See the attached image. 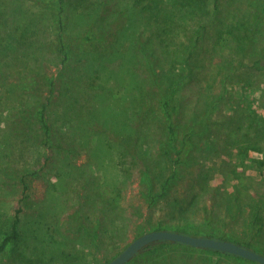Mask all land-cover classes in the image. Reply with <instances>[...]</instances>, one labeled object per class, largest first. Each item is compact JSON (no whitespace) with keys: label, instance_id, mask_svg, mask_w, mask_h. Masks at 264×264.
<instances>
[{"label":"rangeland","instance_id":"374dc122","mask_svg":"<svg viewBox=\"0 0 264 264\" xmlns=\"http://www.w3.org/2000/svg\"><path fill=\"white\" fill-rule=\"evenodd\" d=\"M18 2L27 13L35 9L34 0ZM122 3L130 14L141 6ZM164 4L160 13L173 12L175 5ZM219 6L190 10L205 14L204 26L176 6L177 17L156 24L147 43L150 65L138 49L130 56L129 32L119 34L112 54L100 49L96 58L93 46L74 49L81 51L67 68L78 77L70 89L54 27L38 21L26 31L36 38L28 57L0 64V244L17 217L0 264H105L145 231H194L196 220L264 251V13L250 32L248 0ZM75 7L82 5L69 0L68 8ZM225 10L233 15L227 43L215 47ZM240 38L251 45L242 50ZM5 41L3 62L13 47ZM28 65L43 74L34 90ZM164 100L179 110L169 114ZM210 104L205 124L193 131ZM93 109L105 119L101 126L85 122ZM158 244L124 264H257L175 241Z\"/></svg>","mask_w":264,"mask_h":264},{"label":"trees","instance_id":"16d2710c","mask_svg":"<svg viewBox=\"0 0 264 264\" xmlns=\"http://www.w3.org/2000/svg\"><path fill=\"white\" fill-rule=\"evenodd\" d=\"M7 1H10V3L7 4ZM34 1H35L34 2L35 9L27 13L24 11L25 10L24 5L20 4L18 0H0V40L2 41V48L4 49L3 43L5 40H7L5 41L6 43L8 44L10 43V45L13 44L10 54L8 53L9 58L5 59L4 62L0 59L1 61L0 64L2 66H7V64H10L11 61L16 60L17 58H20L21 61L24 62V58L28 57L27 51H29L30 49H34L35 41H36V38L34 39V36L32 39H30L29 37L25 36V33L26 31L37 25L38 21H40L45 26L48 25L54 27L53 31H55L57 38L56 41L58 43L57 51L58 54L61 56L60 59L62 63L61 68L66 73H68L67 68L70 67L69 69H73L74 67V63H72L74 62L73 58L76 59V57L78 56L76 55V53L77 51L82 50L81 47L87 48L89 46H93L96 49H98L99 53L98 55H95L96 58H98L97 56L99 57L102 56L103 52L101 50H104L106 53L110 52L112 54V52L117 49L115 43L119 38V34L123 31L126 34L127 32L131 34L132 44L130 45L131 47L130 49L132 53L130 54V56H134L135 53L134 50L138 49L142 52V56L144 57L145 61H147L148 65H150L153 64V60L151 57V53L153 54V52L150 50L152 46L147 45V43L148 41L151 40L152 37H154V34L157 30L156 24H158L159 22H165L169 24L171 20L174 19V17L175 18L177 17V14L174 13L175 12L174 9L176 8V6L183 9V10L181 9L178 10L180 14L183 16V18L188 15L187 21L189 18H192L197 26L205 25L206 16L201 12H196L194 15H189L191 9L198 8L199 9L198 11H200L211 6V9L217 12L221 8L219 6L220 0H175V1L139 0L141 6H139V9L132 10V13L130 14L131 11L129 10L128 6H125L122 3V0H78V5H82V7H79L80 9L78 11L75 10L76 7L71 10L68 8L69 0H34ZM167 1H170V4L175 5L173 12H169V10L165 8L164 13L163 12L160 13V11L162 10L161 7L164 6L165 5L164 3ZM263 3L264 2L261 0H248L247 18L245 19V24L247 25V29L250 30V32H252L255 27H258L257 25L260 23V20H262L261 18H263V13H264ZM9 7L11 10L7 11L6 8ZM18 13L22 14V18L16 16ZM232 17L233 15H231L230 11L225 10L224 16H221L219 18L215 26L216 31H218L219 33L216 35V39H214L213 46L215 45L216 47L218 45L219 46L226 45L227 39L223 34L224 32L227 31L228 26L230 25V20H232ZM71 19L72 21L76 22L77 24L76 28L71 26L72 23L70 22ZM13 22H17V23L11 29L10 24H13ZM130 23L136 24V26H134L136 28L135 31L134 30L129 31L130 27L128 25ZM65 31H67L68 34H64ZM23 40L26 41L24 44H21ZM240 40L241 42H244L245 39L240 38ZM241 42H239V44ZM250 45H251V41L246 40V42H244L243 45L241 46L242 50H245V48ZM76 48H79L81 50L75 51L74 49ZM259 54H260L259 58L261 57V59H264V45L260 48ZM256 62H258V59L255 60V63ZM185 64L189 65V63L186 61ZM252 65L254 66L253 63ZM113 67L115 66L113 65ZM261 67L264 68V65H262ZM27 69L28 72L31 74V80L35 83V85L32 87V90H34L36 85L37 84L39 85L40 78L43 76V74H40L38 71L34 70L32 67H30V65L27 66ZM70 74L73 75L71 72ZM167 74L169 76L174 75L173 73L170 74L169 72ZM71 75H69L68 73V76L66 78V87L68 89H70L69 81L74 79L71 82V86L74 85L72 83L78 81L77 76L73 78ZM50 83H53L52 79H50ZM146 96L147 95H145L144 97ZM97 99L98 98H96V100ZM49 100H50V96L46 98V101L44 103L47 104ZM64 102L70 103V99L65 98ZM46 104H44V106ZM212 105L213 104H210L209 108L206 105V108L201 118L198 120V123L196 124L197 126H194L193 131L200 130V128L205 124L206 117ZM163 106H165L164 109H167L166 111H168L169 114L171 113L173 114L174 112L179 110L177 105H175V107L173 106L169 107L168 100L163 101ZM19 109L17 110L18 115L20 113H23V111ZM27 109H30V107L28 106ZM62 112L63 114L66 113L65 115H67L66 110H62ZM89 113L91 114L85 120V122H88V125L95 123L97 126H101V124L104 123L105 119L99 114L100 112H97L96 110L93 109V111H90ZM45 117L46 115L43 114L41 122L44 125L45 129L47 130L46 131L47 135L49 136V138H51L49 131L50 130L49 124L47 123ZM64 120L65 121L63 124L67 125L69 123L67 117H65ZM98 129L100 128H97L96 131H98ZM262 131H263L262 133H264V130ZM98 135H100L99 132ZM252 147L256 148L257 146L253 144ZM123 171L126 173V175H128L127 174L128 168L124 169ZM144 177L145 178L143 180L145 181V183H147V187L150 190L153 187L151 178L149 176H144ZM111 201H113V199H111ZM16 223H17V217L13 221V230L11 231V233H9L6 237L3 238L2 243L0 244V250H3L5 248L6 242L11 238V236L17 234ZM191 223L195 225L194 231L183 230L181 228H166V229H172L193 235H204V236L218 237L221 239L231 240L264 254V251L262 249L252 246L245 240H239L230 236L228 237L222 233L219 234L215 233L214 228L212 229L211 228L212 226H210L211 224H203L202 222L197 220L191 221ZM160 228H164V227H155L152 229H160ZM163 242H171V241L160 239L151 242L145 245L142 249H140L133 257L139 255L140 253H144L145 251L153 252L154 250H156V248H158V246L163 245L158 243H163ZM175 242L182 243L177 241ZM181 245L194 247L186 243ZM199 249H207L219 253H224L226 255H232L240 259L250 260L256 262L257 264H263L256 260L249 259L238 254L225 252L213 248L202 247Z\"/></svg>","mask_w":264,"mask_h":264},{"label":"water","instance_id":"95a60500","mask_svg":"<svg viewBox=\"0 0 264 264\" xmlns=\"http://www.w3.org/2000/svg\"><path fill=\"white\" fill-rule=\"evenodd\" d=\"M165 239L189 244L194 247H208L225 252L241 255L264 264V254L234 241L218 237L193 235L172 229H152L133 238L116 256L105 264H124L145 245L156 240Z\"/></svg>","mask_w":264,"mask_h":264}]
</instances>
